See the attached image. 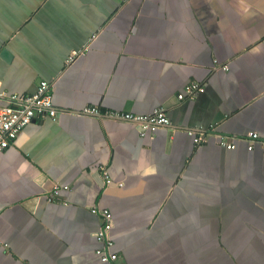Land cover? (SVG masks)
Returning a JSON list of instances; mask_svg holds the SVG:
<instances>
[{
	"label": "crops",
	"instance_id": "1",
	"mask_svg": "<svg viewBox=\"0 0 264 264\" xmlns=\"http://www.w3.org/2000/svg\"><path fill=\"white\" fill-rule=\"evenodd\" d=\"M40 81L55 119L0 152V264H103L92 208L117 264H264V142L215 137L264 141V0H0V106Z\"/></svg>",
	"mask_w": 264,
	"mask_h": 264
},
{
	"label": "built area",
	"instance_id": "2",
	"mask_svg": "<svg viewBox=\"0 0 264 264\" xmlns=\"http://www.w3.org/2000/svg\"><path fill=\"white\" fill-rule=\"evenodd\" d=\"M71 60V59H69ZM51 86L45 81H40L35 92L22 95H11L7 99V104L0 106V152L8 148L20 134V132L31 122L37 119H55L57 111L52 106ZM201 90L200 85L191 82L183 88L182 92L176 96L178 101L185 98H194L196 92ZM83 114L93 117L106 116L112 120L128 122L140 128V136L152 134L159 128L169 127L166 110L159 108L148 115H136L126 112L105 111L100 112L97 108L84 109ZM196 145L206 143L209 133L206 129L188 131ZM216 143L226 150H234L237 141H245L247 150H252L255 142L260 140L257 133H249L244 137L217 134ZM61 187L55 185L48 193V197L54 199ZM67 189V187H63ZM90 212L97 215L101 221L97 232L99 247L95 250L96 256L103 264H117L118 256L113 252V241L109 237L111 229V213L107 209L92 208Z\"/></svg>",
	"mask_w": 264,
	"mask_h": 264
},
{
	"label": "water",
	"instance_id": "3",
	"mask_svg": "<svg viewBox=\"0 0 264 264\" xmlns=\"http://www.w3.org/2000/svg\"><path fill=\"white\" fill-rule=\"evenodd\" d=\"M1 57L7 62L10 60V54L5 49L2 50Z\"/></svg>",
	"mask_w": 264,
	"mask_h": 264
}]
</instances>
